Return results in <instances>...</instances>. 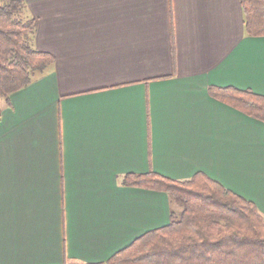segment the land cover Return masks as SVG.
I'll list each match as a JSON object with an SVG mask.
<instances>
[{
	"label": "crops",
	"instance_id": "1",
	"mask_svg": "<svg viewBox=\"0 0 264 264\" xmlns=\"http://www.w3.org/2000/svg\"><path fill=\"white\" fill-rule=\"evenodd\" d=\"M53 62L0 98V264H100L169 222L127 174L197 172L264 213V123L209 86L264 95L239 0H25Z\"/></svg>",
	"mask_w": 264,
	"mask_h": 264
},
{
	"label": "trees",
	"instance_id": "2",
	"mask_svg": "<svg viewBox=\"0 0 264 264\" xmlns=\"http://www.w3.org/2000/svg\"><path fill=\"white\" fill-rule=\"evenodd\" d=\"M239 2L244 33L264 36V0ZM36 26L25 0H0V98L26 86L53 62L34 44ZM208 90L264 123V95L233 87ZM123 183L163 191L180 209L170 208L166 225L145 232L100 264H264V213L206 173L174 179L149 171L127 174Z\"/></svg>",
	"mask_w": 264,
	"mask_h": 264
},
{
	"label": "rangeland",
	"instance_id": "3",
	"mask_svg": "<svg viewBox=\"0 0 264 264\" xmlns=\"http://www.w3.org/2000/svg\"><path fill=\"white\" fill-rule=\"evenodd\" d=\"M171 208L174 209V210H176V211L178 209H180V207L178 205H176V204H171Z\"/></svg>",
	"mask_w": 264,
	"mask_h": 264
}]
</instances>
